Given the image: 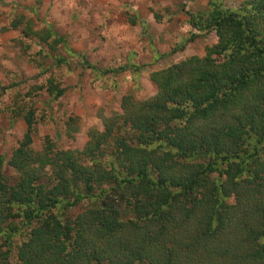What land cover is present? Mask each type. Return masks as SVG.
I'll return each mask as SVG.
<instances>
[{
    "label": "trees",
    "instance_id": "16d2710c",
    "mask_svg": "<svg viewBox=\"0 0 264 264\" xmlns=\"http://www.w3.org/2000/svg\"><path fill=\"white\" fill-rule=\"evenodd\" d=\"M181 28L216 40L154 72L156 96L124 97L82 151H35L27 111L0 149V264H264V0H214Z\"/></svg>",
    "mask_w": 264,
    "mask_h": 264
},
{
    "label": "rangeland",
    "instance_id": "374dc122",
    "mask_svg": "<svg viewBox=\"0 0 264 264\" xmlns=\"http://www.w3.org/2000/svg\"><path fill=\"white\" fill-rule=\"evenodd\" d=\"M212 1L0 0L1 153L9 159L18 147L31 108L35 151L47 140L59 151H82L91 129L103 130V119L121 113L124 97L156 96L154 72L206 54L216 36L192 41L181 25ZM219 1L236 9L246 0ZM50 31L56 35L45 42ZM51 83L65 91L57 100L47 91ZM7 174L17 176L9 168Z\"/></svg>",
    "mask_w": 264,
    "mask_h": 264
}]
</instances>
